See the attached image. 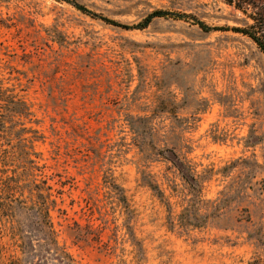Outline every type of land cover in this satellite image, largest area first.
<instances>
[{"label": "rangeland", "instance_id": "rangeland-1", "mask_svg": "<svg viewBox=\"0 0 264 264\" xmlns=\"http://www.w3.org/2000/svg\"><path fill=\"white\" fill-rule=\"evenodd\" d=\"M253 2L0 0V264H264Z\"/></svg>", "mask_w": 264, "mask_h": 264}, {"label": "trees", "instance_id": "trees-1", "mask_svg": "<svg viewBox=\"0 0 264 264\" xmlns=\"http://www.w3.org/2000/svg\"><path fill=\"white\" fill-rule=\"evenodd\" d=\"M253 5H256L255 7L262 9V8H264V0H254ZM74 6L78 10H80L82 13H84L88 16L100 19V20L106 22L107 24L122 27V28L127 29V30L144 29L155 18L169 17V14L166 12H155L154 14H152L151 16L146 18L144 20V22L141 24H138L136 26H123V25L118 24L117 22L108 20L107 18L99 16L98 14H95L83 6H79L78 4H74ZM236 7L241 9L240 4H236ZM256 15H257V18H255V21L257 22V24L255 27H251L250 29H247V30L246 29H234L233 31H235L236 33H240V34H243L245 36H248L258 46V48L264 53V37L259 35L260 30H261L260 24H261V21H263V14L257 13ZM197 25L204 31H211V28H209L206 24H204L202 22H197ZM35 188L37 189L36 190L37 193H36V202L34 205L37 208V210L39 211L38 214L41 217H43L42 224H43L44 233L48 237V240L51 241L50 245L54 247V249L51 251H52V253L56 254L57 256H60L62 258V260H65L68 264H72V260H71L70 256H68V254H66L65 252H63L59 249V246L57 245V243L54 239L55 238L54 237L55 231L53 229V225H52L51 220H50V210H51V207H53V204H55V202L52 200V197L49 195V193L45 192V190L44 191L39 190V186H36ZM37 201H39V202H37Z\"/></svg>", "mask_w": 264, "mask_h": 264}]
</instances>
